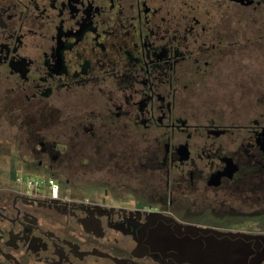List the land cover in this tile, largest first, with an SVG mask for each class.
Segmentation results:
<instances>
[{
    "label": "flooded vegetation",
    "instance_id": "1",
    "mask_svg": "<svg viewBox=\"0 0 264 264\" xmlns=\"http://www.w3.org/2000/svg\"><path fill=\"white\" fill-rule=\"evenodd\" d=\"M0 264H264V0H0Z\"/></svg>",
    "mask_w": 264,
    "mask_h": 264
},
{
    "label": "built area",
    "instance_id": "2",
    "mask_svg": "<svg viewBox=\"0 0 264 264\" xmlns=\"http://www.w3.org/2000/svg\"><path fill=\"white\" fill-rule=\"evenodd\" d=\"M18 181H22V183L28 188H36L40 185L46 184L49 187V190L55 192L56 184L52 178H44V177H37V178H18Z\"/></svg>",
    "mask_w": 264,
    "mask_h": 264
}]
</instances>
